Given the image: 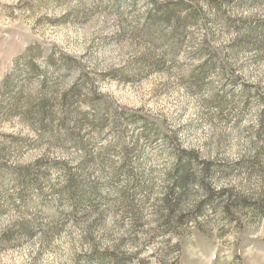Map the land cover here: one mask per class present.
Returning <instances> with one entry per match:
<instances>
[{
    "label": "rangeland",
    "instance_id": "374dc122",
    "mask_svg": "<svg viewBox=\"0 0 264 264\" xmlns=\"http://www.w3.org/2000/svg\"><path fill=\"white\" fill-rule=\"evenodd\" d=\"M0 264H264V0H0Z\"/></svg>",
    "mask_w": 264,
    "mask_h": 264
},
{
    "label": "trees",
    "instance_id": "16d2710c",
    "mask_svg": "<svg viewBox=\"0 0 264 264\" xmlns=\"http://www.w3.org/2000/svg\"><path fill=\"white\" fill-rule=\"evenodd\" d=\"M162 18H163L162 20L163 23H165L166 25H170V26H177L178 23L180 22L179 16L175 15L174 10L172 9L166 10V12H163ZM188 164L182 165L180 169L178 170L179 175H178L176 187L180 190L181 194L178 196V198H176L174 202H168L167 200L165 202V207H166L168 218H170V215L174 211V207L176 206V204H178L179 199L184 195V193H186V183L189 179L188 177H189V169H190ZM68 194L72 196L71 192H69Z\"/></svg>",
    "mask_w": 264,
    "mask_h": 264
}]
</instances>
